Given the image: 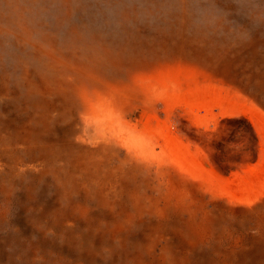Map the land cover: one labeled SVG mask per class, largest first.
I'll return each mask as SVG.
<instances>
[{
	"label": "rangeland",
	"instance_id": "obj_1",
	"mask_svg": "<svg viewBox=\"0 0 264 264\" xmlns=\"http://www.w3.org/2000/svg\"><path fill=\"white\" fill-rule=\"evenodd\" d=\"M13 6L35 42L81 50L65 65L70 97L106 92L126 113L138 95L142 123L170 127L196 160H153L131 182L170 197L164 213L29 181L0 199V264H264V0H0Z\"/></svg>",
	"mask_w": 264,
	"mask_h": 264
},
{
	"label": "bare ground",
	"instance_id": "obj_2",
	"mask_svg": "<svg viewBox=\"0 0 264 264\" xmlns=\"http://www.w3.org/2000/svg\"><path fill=\"white\" fill-rule=\"evenodd\" d=\"M24 10L13 6L6 14L0 8V199L14 196L29 181L51 175L61 187V197L82 194L87 203L93 200L108 210L130 198L139 209L175 211V202L167 195L154 194L155 188L142 193L131 182L143 176L138 178L140 169H152L149 164L156 159L160 161L156 169L162 172L164 157L192 171L196 155L191 148H183L170 127L149 120L143 124L145 111L137 113L142 102L138 95L126 113L117 110V97L106 92L96 100L83 93L70 97L63 82L69 77L65 65L78 68L68 59L81 50L58 46L52 37L35 42L27 27L19 30ZM13 18L18 19L16 25ZM69 97L76 104L68 110ZM186 103L193 101L186 99ZM125 193L128 197L122 198ZM179 202V209L188 210L186 190ZM4 216L0 211V217Z\"/></svg>",
	"mask_w": 264,
	"mask_h": 264
}]
</instances>
